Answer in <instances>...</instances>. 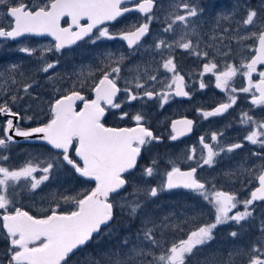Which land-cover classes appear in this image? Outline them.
Listing matches in <instances>:
<instances>
[{"label":"snow or ice","instance_id":"6c2138e0","mask_svg":"<svg viewBox=\"0 0 264 264\" xmlns=\"http://www.w3.org/2000/svg\"><path fill=\"white\" fill-rule=\"evenodd\" d=\"M158 2L0 0V48L22 37H51L54 41L41 49L17 48L36 61L32 69L26 71L13 63L0 71V118H6L0 130V238L7 243L0 264H72L73 257L86 246L112 236L117 208L131 220L139 218L140 226L98 256L87 254V264H207V258L200 259L201 253L216 239L221 225L235 228L229 232L234 239L241 238L249 227H255L259 235L248 247L233 246L226 259L216 264H264V208L257 204L264 202V69L259 67L264 66V0L259 8L244 5L243 18L234 21L235 27L214 32L212 43H206L194 27L197 22L193 18L204 12L199 3L169 0V8L157 12ZM159 7L163 9V3ZM131 13L139 16L117 27L121 18ZM233 15L222 14L220 19L232 20ZM154 23L160 25L155 32L151 28ZM113 40L125 42L127 51L105 48L98 63L71 72L57 70L61 59L71 55L65 50L78 42L98 45ZM226 41L239 45L235 50L238 63L234 62L232 44ZM177 50L202 62V71L192 80L198 89L185 90L189 85L177 69ZM137 55L148 59L141 64L133 61L129 68L132 75L122 77L125 61ZM205 75L215 78L214 86L225 98L213 110L196 109L204 120L227 113L236 105L238 93L250 96L253 108L242 111L240 124L247 129L244 139L260 149L251 152L260 163L241 164L225 173L229 180L239 181L238 191L256 185L246 198L198 176L205 166L214 169L222 154L231 159L229 154L244 147L242 142L221 140L224 131L212 132L211 143L200 136L199 155L193 146L180 157L169 158L163 170L153 158L136 178L142 154L164 140L149 125L148 102L163 110L176 98L191 100L195 91L210 85L211 81L203 79ZM237 76L244 80L239 88L233 83ZM256 108L262 112L253 114ZM108 115L132 126H106ZM21 121H35L36 126L21 127ZM194 123L188 118L171 120L168 139L177 141L190 134ZM15 137L42 142L46 155L29 153L23 165H7L12 145L19 143ZM181 164H187V169ZM60 170L75 175L82 187H64L41 197L49 201L42 216L20 207L22 193L35 200L41 185ZM38 172L40 175H35ZM178 189L199 197L214 219L202 221L203 211L177 219L146 211L148 203H155L161 193ZM62 204L68 206L63 211ZM258 208L259 215H254ZM185 225L195 226L186 231ZM177 231L186 232V237L168 243L166 233Z\"/></svg>","mask_w":264,"mask_h":264},{"label":"rangeland","instance_id":"374dc122","mask_svg":"<svg viewBox=\"0 0 264 264\" xmlns=\"http://www.w3.org/2000/svg\"><path fill=\"white\" fill-rule=\"evenodd\" d=\"M194 3H199L203 8L204 12L202 15H198V17L193 18L197 23L194 25V27L197 28V31L200 33V35L203 37V40L206 43H212V34L214 32H221V29L225 26L231 25L232 27H235V20H241L244 16L245 7L244 5L251 6L252 8H259L261 4V0H192ZM163 3L164 8L161 9L158 6L159 11H164L169 8V0H159V4ZM240 5V7H237ZM229 13H235L233 15L232 20H223L220 19V16L227 15ZM219 19V26L217 24V20ZM133 21L132 18H128L127 20L121 21V24H117V27L122 26V24H127L129 22ZM159 28V27H157ZM226 43H231L232 48L234 50L233 56H238L236 61L239 62V55L235 50H237L239 47H237V44L235 41H226ZM247 43H252V41H248ZM51 44H54L53 42H50L49 40L44 39H32V38H25L18 40L15 43H8L5 47L0 48V71L5 69L8 65L17 63L20 64L26 71L33 68L36 61L32 57H28L23 53H20L17 51V48L19 46H28L33 47L36 49L45 48ZM204 45L202 44L201 47ZM107 48L112 51H127V47L121 40H113V41H103L100 42L98 45H91L87 43H83L78 45L73 51H71V55H66L61 59L60 65H58L57 70L63 73L64 71L71 72L73 68H79L80 66H88L95 63H98V56L101 52L104 51V49ZM186 55L190 57L187 53ZM245 55H249L248 53H245ZM50 59H55V56H52L49 54ZM148 59L145 55H137L135 57H132L130 60L125 61V66L122 67L121 76L125 75H132V73L129 72V68L133 66V61L137 64H141L145 62ZM229 59H232L231 57ZM188 71H191L195 74L196 79L198 78L197 74L202 71V62H193L191 66L188 68ZM43 75V74H41ZM205 77V76H204ZM203 79L205 80V78ZM206 77H209V75H206ZM237 79H235L233 82L234 85L239 88L243 86L244 80L242 77L237 76ZM214 79L211 80V78H206L205 82L211 81L208 88H213L211 85H214ZM123 83V81H121ZM2 83V81H0ZM41 83H46V81L41 80ZM194 89H198L197 87ZM218 89H212V90H206L204 92H201L198 95H195L192 97L191 105L198 107H203L206 103H213L218 104L221 102L225 95L216 96L209 98L212 94H216V91ZM198 91H195V93ZM50 93H45V95H48ZM239 98L237 99V103L235 106H233V111H231L228 115L222 116L220 118H224L222 125L223 127H217L216 129L212 128L214 131H225L224 124L226 122H229L232 126V118L233 114L240 113V116L242 114V111H248L249 109L253 108V106L250 104V97L248 94H245L243 96V93H238ZM240 100V102H239ZM179 102L178 104H180ZM188 102H183L182 106L187 107L186 104ZM177 110V108L175 107ZM185 109V108H183ZM186 110V109H185ZM262 110L259 108L254 109V113H261ZM219 119V118H218ZM227 119V120H226ZM33 124H36L35 121H33L31 124H28L24 121L21 123V127H30ZM213 125V124H212ZM158 129V128H157ZM0 130H2L0 126ZM211 130V133L214 132ZM234 132L231 133V135ZM247 129L244 127V130H238L236 131V135H246ZM157 134H159L157 132ZM165 134V133H163ZM0 135H2V131H0ZM252 151H260V149L256 148V146L252 147H243L238 153L231 155V159L235 157V160L233 162H229V159L227 156H223V158L220 161V167L227 168V172L236 170L241 164L245 166H253L260 163V160L257 157H254L251 155ZM45 154V148L40 146H32L29 147H12L10 152L8 153L10 159L5 162L7 165H10L12 167H19L24 164V162L28 159V154ZM159 160L160 168H165L164 165L167 164V159L164 157H159L158 155H154ZM219 159V158H218ZM151 161V160H150ZM145 165L141 166L143 169ZM207 167V166H206ZM219 167V164L215 166V173H219L221 171ZM162 170V169H161ZM35 175L39 176L40 173H36ZM74 175L66 172L65 170H60L58 173L55 174L54 179H50L48 182H46L44 185H41V189H38L37 192L39 195L36 196V199L33 200L27 193L21 194V203L24 200L28 199V207L35 211L38 215H44L46 214L45 211H42L43 209H47L49 201L41 200V197H47L50 192L55 191H62L64 187H70L75 189H80L82 187V183H79L76 181L73 177ZM224 180V178H222ZM239 183V181H238ZM256 185L253 184L249 186L248 191L251 190L252 187H255ZM219 188V187H218ZM240 189V184L237 188H230L229 191H238ZM128 191H131V186L128 188ZM248 191H238V195L240 198H246L248 195ZM34 195V194H33ZM155 199V203L149 202L146 206V211L148 213H152L156 216H165L170 215L173 219L177 218H186L191 216L192 214L196 213L199 214L201 211L204 212V215L202 217V221H209L214 219V216L211 214L209 210V206L202 202V200L193 195L191 192H183L180 190H173L171 192H163L161 193L157 198ZM262 208H264V202L258 203ZM68 206L63 205L61 206V209H66ZM260 208H258L257 213L254 215H259ZM121 237L124 236H131L134 234L137 230V228L140 226V219L137 218L136 220H131L127 216L126 212L121 213ZM195 225H185L186 231L192 230V228ZM235 230V228L232 225H221L216 229V239L211 242V244L207 245L205 248V251L201 253L200 259L203 261L205 258H207V264H216L217 261L226 259L227 253L233 249V246L239 245L242 247H248L250 244L255 241L256 237L259 235L255 227H249L246 232H244L239 239H234L229 236V232ZM186 232H168L166 233V239L168 243H172L178 239L185 238ZM112 237H109L110 241H114V244L116 243V239H111ZM108 239V240H109ZM7 247L6 241H4L2 238H0V254L4 252V250ZM112 247V246H111ZM223 254V255H221ZM244 258H238L239 260H242Z\"/></svg>","mask_w":264,"mask_h":264},{"label":"flooded vegetation","instance_id":"af4514ba","mask_svg":"<svg viewBox=\"0 0 264 264\" xmlns=\"http://www.w3.org/2000/svg\"><path fill=\"white\" fill-rule=\"evenodd\" d=\"M215 1V0H211ZM159 2L157 4V7L154 8V11L159 12L158 10ZM139 16L138 13H131L127 14L125 17L121 18V21L127 20L128 18H132L133 20L136 19ZM160 25L158 23H154L151 28L152 31L155 32ZM147 39V38H145ZM8 43H15L13 41H10ZM84 42H81L80 44H83ZM126 46V43L123 42ZM237 44V43H236ZM75 46V48L77 47ZM127 47V46H126ZM237 47L239 45L237 44ZM73 48V49H75ZM73 49H66L65 52H71ZM176 63H177V69L180 72L181 75L185 76L186 83L189 85V88H186V91H191L194 88H198V83L193 84L192 80L196 79V76L194 73L191 71H188V68L191 66L193 62H198L197 58L195 56H190L188 57L186 53H184L182 50H177L176 52ZM235 61L238 58V56H234ZM261 69H264V66H260ZM191 77L192 79H189ZM205 80L206 78H211V80L214 78L209 75V77H206L205 75ZM237 79V78H235ZM254 79H256V76L254 74ZM122 84V82H120ZM234 83V82H233ZM235 84V83H234ZM213 88H205L203 90H199L198 92H194L193 96L200 94L201 92L212 89H216L214 85H211ZM216 94H212L209 98L215 97L216 96H221L224 93H222L219 89L216 91ZM85 95L91 97V93L85 90ZM225 95V94H224ZM239 95V94H237ZM243 96H245V93H243ZM250 97V96H249ZM225 98V97H224ZM192 100L184 99V98H176L174 99L170 104L165 105L163 110H160L156 107L155 103L152 101L148 102V106L145 109V111L149 114V125L151 129L154 131V134H159L157 135H163L164 140L162 143L159 144H154L152 146L151 151L149 152H144L142 154L141 159L138 161V168L136 170V178H139L140 175V170L142 169L141 166L145 165L147 166L150 163V160L153 158H156L154 156L155 154L158 155L159 157H164L167 160L169 158H176L180 157L182 153H185L187 149H190L191 147L195 146L197 149V155H199L200 151L202 150V146L199 144V137L200 136H205L206 137V142L211 143L210 140V135H211V130L212 128L216 129L218 126L221 128L223 127L222 122L223 119L219 117H210L207 120H204L201 116L198 115L196 109L198 108V105L192 106L191 105ZM181 102L180 104H178ZM183 102H188L186 104L187 107L182 106ZM79 103V102H77ZM219 104V103H218ZM218 104H213V103H206L203 106L204 110H213ZM177 108V110L175 109ZM185 108V109H183ZM233 111V108L229 109L227 112L228 114ZM226 113V114H227ZM227 114V115H228ZM226 116V115H225ZM240 113L233 114L232 118V126L230 125L229 122H226L224 124V136L220 137L221 140H223L225 143H232V142H242L244 144V147H252L253 145H250L245 139V135H236V131L238 130H244V126L240 124ZM183 118H188L194 120V127L193 131L178 139L177 141H170L168 139V135L170 132V124L171 120L173 119H183ZM219 118V119H218ZM3 119L6 118H0V126L1 128L3 127ZM225 120V119H224ZM227 120V119H226ZM22 123V121L20 122ZM105 123L106 126H132L128 121H120L118 119V116H113V115H108L105 118ZM213 124V125H212ZM230 125V126H229ZM32 126H36V124H33ZM158 128V129H157ZM214 131V130H212ZM234 132L232 135L231 133ZM165 133V134H163ZM247 134V133H246ZM30 145L32 146H40L45 148L43 144H33V143H17L12 145V147H29ZM11 147V148H12ZM241 149H237L235 153L229 154L230 156L233 154H236L240 151ZM223 155V154H222ZM228 157V156H227ZM157 159V158H156ZM235 160V157L229 162H233ZM220 161L219 159V167H220ZM168 165H164V167H167ZM160 167V166H159ZM181 167L183 169H187L188 165L187 164H181ZM163 170V168H161ZM221 171L219 173H215L216 169H209L205 166V169L198 170V176L202 180H212L216 183L217 187L221 188L224 191H229L230 188H237L239 186L238 181L235 178H232L229 180L225 173L227 171V168L220 167ZM76 181L81 183V180L78 179L75 175L73 176ZM224 178V180H222ZM130 188V186H129ZM180 191L188 193V191H185L183 189H178ZM20 207H22L24 210L29 211L30 214L37 215V216H42L38 215L35 213L34 210L28 207V199L24 200L22 203H20ZM61 211L65 209H60ZM116 218L113 222V228H112V240L113 239H118L121 237V227H122V222H121V210L117 208L116 210ZM109 236H104L103 238L89 244L88 246L85 247L84 250L79 251L76 256L73 257L72 264H87L86 257L87 254H92L93 256H98V254L102 251L107 250L111 246L114 245V241H110Z\"/></svg>","mask_w":264,"mask_h":264},{"label":"water","instance_id":"95a60500","mask_svg":"<svg viewBox=\"0 0 264 264\" xmlns=\"http://www.w3.org/2000/svg\"><path fill=\"white\" fill-rule=\"evenodd\" d=\"M22 38H24V37H22ZM34 38H49V39H51L52 40V38L51 37H34ZM21 39V38H20ZM53 41V40H52ZM74 47V46H73ZM15 139L18 141V142H28V141H26L24 138H22V137H15Z\"/></svg>","mask_w":264,"mask_h":264}]
</instances>
